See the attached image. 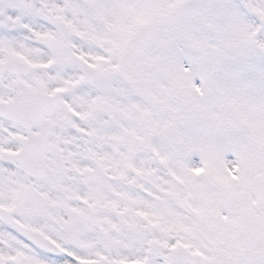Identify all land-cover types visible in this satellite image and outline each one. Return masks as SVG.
<instances>
[{
    "label": "snow or ice",
    "instance_id": "1",
    "mask_svg": "<svg viewBox=\"0 0 264 264\" xmlns=\"http://www.w3.org/2000/svg\"><path fill=\"white\" fill-rule=\"evenodd\" d=\"M0 264H264V0H0Z\"/></svg>",
    "mask_w": 264,
    "mask_h": 264
}]
</instances>
